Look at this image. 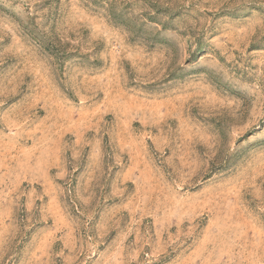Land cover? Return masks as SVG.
<instances>
[{
    "label": "rangeland",
    "instance_id": "374dc122",
    "mask_svg": "<svg viewBox=\"0 0 264 264\" xmlns=\"http://www.w3.org/2000/svg\"><path fill=\"white\" fill-rule=\"evenodd\" d=\"M0 264H264V0H0Z\"/></svg>",
    "mask_w": 264,
    "mask_h": 264
}]
</instances>
